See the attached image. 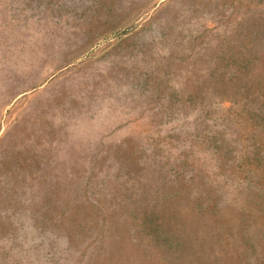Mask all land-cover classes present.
Segmentation results:
<instances>
[{
    "label": "rangeland",
    "instance_id": "obj_1",
    "mask_svg": "<svg viewBox=\"0 0 264 264\" xmlns=\"http://www.w3.org/2000/svg\"><path fill=\"white\" fill-rule=\"evenodd\" d=\"M164 203L264 264V0H0V264L167 262Z\"/></svg>",
    "mask_w": 264,
    "mask_h": 264
},
{
    "label": "trees",
    "instance_id": "obj_2",
    "mask_svg": "<svg viewBox=\"0 0 264 264\" xmlns=\"http://www.w3.org/2000/svg\"><path fill=\"white\" fill-rule=\"evenodd\" d=\"M164 205L165 203L159 209L157 214H155V212H149L148 208L145 210H141L143 216H141L138 220V230L140 232H143V234L145 235H147L148 233V237H152L156 240V242H153L151 244V248L154 249L155 247L158 250V254L160 256H166L167 252L169 251V254L167 255L168 261L165 262V259H161L163 261V263L161 264H184L182 263L183 255H181V253L173 254L172 252L177 246L179 248L185 240L182 238V236L184 235V231L182 230L181 235L177 237L178 230L174 228L172 218L168 220V218L164 214Z\"/></svg>",
    "mask_w": 264,
    "mask_h": 264
}]
</instances>
